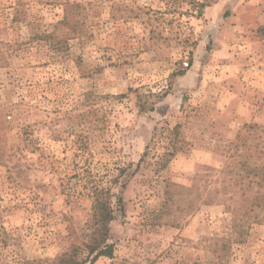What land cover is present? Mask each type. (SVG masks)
I'll use <instances>...</instances> for the list:
<instances>
[{"label":"rangeland","instance_id":"1","mask_svg":"<svg viewBox=\"0 0 264 264\" xmlns=\"http://www.w3.org/2000/svg\"><path fill=\"white\" fill-rule=\"evenodd\" d=\"M261 14L264 0H0V264H264L246 171L264 165ZM96 188L111 257L86 249Z\"/></svg>","mask_w":264,"mask_h":264},{"label":"trees","instance_id":"2","mask_svg":"<svg viewBox=\"0 0 264 264\" xmlns=\"http://www.w3.org/2000/svg\"><path fill=\"white\" fill-rule=\"evenodd\" d=\"M198 5L202 6V3H199ZM67 21V16H65L64 23ZM246 171L253 172L252 175L256 178V184L264 190V165L255 164L251 167L247 165ZM106 193H108V190L104 188H96L92 193L93 201L91 219L94 223V229L91 234V239L86 245V249L89 254L95 252L94 258L100 255L108 257L112 256V245L106 243V241L109 233V223L114 217V209L105 196ZM250 204L253 206L260 205V208H264V192L259 189L252 197ZM254 218L257 219L258 216ZM80 260L81 259H78L71 253H64L57 257L55 261L56 264H79L81 262Z\"/></svg>","mask_w":264,"mask_h":264},{"label":"crops","instance_id":"3","mask_svg":"<svg viewBox=\"0 0 264 264\" xmlns=\"http://www.w3.org/2000/svg\"><path fill=\"white\" fill-rule=\"evenodd\" d=\"M259 11H263V9L260 8ZM260 19H261L260 23H264V14H261V15H260Z\"/></svg>","mask_w":264,"mask_h":264}]
</instances>
